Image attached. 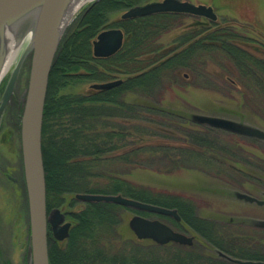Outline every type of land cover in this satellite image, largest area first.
<instances>
[{
  "label": "trees",
  "instance_id": "obj_1",
  "mask_svg": "<svg viewBox=\"0 0 264 264\" xmlns=\"http://www.w3.org/2000/svg\"><path fill=\"white\" fill-rule=\"evenodd\" d=\"M153 1L98 0L77 15L57 48L43 109L41 151L46 210L66 208L72 226L63 242L48 234L49 264H123L112 244L120 239L119 230L123 232L120 216L127 208L89 202L78 211H69L76 194L121 195L175 209L180 217L178 223L173 220L177 227L187 225L226 256L223 260L194 254L186 256V261L179 258L165 264H234L230 259L263 262L260 250L240 251L234 231L220 239L219 230L196 214L188 199L158 194L122 178L137 169L165 174L196 169L203 174L205 168L199 163L216 168L227 161L212 146L210 138L217 129L163 106L165 93L178 85L180 73L208 80L210 90L216 92L220 89L214 82L219 80L237 91L241 105L259 98L264 105V56L249 51L245 46L249 39L228 21L221 24L174 13L127 20L115 17ZM191 17L194 22L186 25ZM181 27L184 31L175 39L161 42ZM108 28L123 31L122 47L108 58H95L92 41ZM113 80L122 83L110 90L90 88L93 83ZM160 137L176 144L149 143ZM153 249L145 255L147 261L134 258L130 264H162Z\"/></svg>",
  "mask_w": 264,
  "mask_h": 264
},
{
  "label": "rangeland",
  "instance_id": "obj_2",
  "mask_svg": "<svg viewBox=\"0 0 264 264\" xmlns=\"http://www.w3.org/2000/svg\"><path fill=\"white\" fill-rule=\"evenodd\" d=\"M189 2L195 5L211 6L217 15V23L222 24L225 20L235 26L234 28L239 34L243 33L249 39L245 44L246 48L255 55L263 57L264 0H190ZM89 4H84L76 15ZM120 16L121 14L115 17L120 19ZM73 20L75 19L69 23L63 36L71 29ZM199 20L203 21L202 18ZM192 22H194L192 17L185 20L186 25H190ZM183 29L181 27L173 30L162 37L161 42L168 44L181 34ZM255 47L259 48L258 52L254 50ZM30 56L29 51L21 65L10 100L0 113V264H30L27 198L22 159L19 152L20 142L16 134L19 130L20 116L26 95ZM14 67L15 65L9 69L0 83V101ZM209 68L214 72V67L210 66ZM218 78L220 77L218 76ZM214 83L217 85L216 89H220L219 92L210 90L208 80L206 82L204 78L195 80L186 73H180L178 85L168 88L165 93L163 106L194 118L223 119L234 123L238 129H258L264 134V105L261 99L253 100V102L246 101L248 102L246 105H243L242 102L241 105V98L237 95L236 90L231 91V88L219 80ZM83 89H87V86H84ZM238 103L240 104L237 105ZM217 130L212 133L213 137L210 139L214 142L212 146L220 150L221 154L227 158V165L222 164L223 167H220L219 164L216 169L211 164L199 163L198 166L205 168L203 174L196 169L181 170L170 174L137 169L128 174L125 173L122 178L158 194L186 198L190 201L196 214L213 224L214 228L212 229L220 230L226 223L227 233H224L227 235L231 234V231L236 233V227H228L227 223L235 224L240 221L241 213L250 214L251 211L241 206L244 203L239 198L248 196L244 193L241 195L240 187L242 185L237 181L239 175L235 170L239 168L250 171L256 167H264V136H248L235 132L229 133L222 129ZM248 137H254L258 141H251ZM156 142L174 145L172 143L174 141L161 137L153 138L149 143L155 145ZM246 160L249 163H245ZM189 165L195 166L196 164ZM228 166L234 169L229 170ZM123 169L125 170V168ZM83 205L84 203L76 200L75 205L69 211H78ZM61 211L67 212L66 208ZM135 214L131 210H122L120 228L123 232L119 230L120 239L117 243H111L112 246L114 245L113 250L122 256L123 264H130L134 258L147 261L148 258L145 255L151 253L153 248V255L158 256L162 264L172 263V261L176 263L179 258H184L186 261L185 257L189 255L186 249H177L175 246V248L160 247L150 241L137 240L128 228V222ZM145 217L161 220L187 236L194 233L187 225L177 227L173 219L168 217L147 213ZM68 221L70 220L68 219ZM137 247H141L142 251L138 252Z\"/></svg>",
  "mask_w": 264,
  "mask_h": 264
},
{
  "label": "water",
  "instance_id": "obj_3",
  "mask_svg": "<svg viewBox=\"0 0 264 264\" xmlns=\"http://www.w3.org/2000/svg\"><path fill=\"white\" fill-rule=\"evenodd\" d=\"M67 0H0V31L4 27H28L31 31L29 46L23 52L12 70L5 86L1 101L0 113L7 105L16 84L21 65L30 51V66L26 96L20 124V145L24 181L27 197L29 222L30 264H49L47 226L52 237L63 241L68 237L70 223L65 222V215L59 209L46 211L45 174L41 151V132L43 109L46 98L48 78L52 63L62 35L54 39L53 30L61 5ZM98 0H94L96 2ZM159 13L188 14L216 21L217 16L210 6L195 5L188 1L161 0L135 6L121 15V19H134ZM23 25V27H21ZM64 33V32H63ZM123 32L120 29L101 31L92 43V53L95 58H107L115 54L122 46ZM1 82V81H0ZM122 83L115 80L95 83L90 87L94 90H110ZM193 119L211 127L220 128L248 136H264L258 129H238L229 121L218 118L198 117ZM240 197V196H239ZM75 199L81 202H106L130 208L137 212H145L158 216L171 217L180 220L176 210L125 198L121 195L77 194ZM128 227L138 240H151L164 245L174 242L189 245L191 238L159 221L140 215H134L128 222ZM234 264H264L230 259Z\"/></svg>",
  "mask_w": 264,
  "mask_h": 264
},
{
  "label": "flooded vegetation",
  "instance_id": "obj_4",
  "mask_svg": "<svg viewBox=\"0 0 264 264\" xmlns=\"http://www.w3.org/2000/svg\"><path fill=\"white\" fill-rule=\"evenodd\" d=\"M254 50L258 52L259 48L255 47ZM264 56V52L262 53ZM21 118V116H20ZM20 128V123H19ZM264 131V130H263ZM227 132V131H226ZM230 133V132H229ZM19 138V130L16 133ZM249 140L257 142L258 139L254 137H248ZM252 145V144H251ZM20 152V151H19ZM227 161H223L222 164L227 165ZM245 163H249L246 160ZM231 169H234L228 166ZM236 169V168H235ZM234 171V170H233ZM236 173L239 175L237 181L240 185L241 195L244 193L248 197L239 198L244 204L241 205L243 208L251 211L250 214L239 215L240 221L234 223H227V225L236 227L235 237L238 239L240 251L243 253L244 250H250L251 252L260 250L264 256V167L254 168V170L246 171L243 169H236ZM65 221H68V215H66ZM71 222V221H69ZM226 224V223H225ZM221 227L219 230L220 239L226 238V226ZM234 224V225H232ZM223 228V229H222ZM48 230L49 227H48ZM194 231V230H193ZM227 233V232H226ZM190 237L191 243L189 245H181L177 243H168L162 247H179L188 250L190 256L194 254H207L208 256L213 255L219 259L225 260L223 252L212 249L209 242L202 239L195 231ZM174 247V248H175ZM223 253V254H222ZM251 261V260H241ZM264 262V261H263Z\"/></svg>",
  "mask_w": 264,
  "mask_h": 264
},
{
  "label": "bare ground",
  "instance_id": "obj_5",
  "mask_svg": "<svg viewBox=\"0 0 264 264\" xmlns=\"http://www.w3.org/2000/svg\"><path fill=\"white\" fill-rule=\"evenodd\" d=\"M94 0H67L58 10L56 23L53 30L54 39L59 38L78 10L86 3ZM19 25V24H18ZM4 27L0 31V81L5 77L9 69L16 65L23 52L29 46L31 31L28 27L16 28Z\"/></svg>",
  "mask_w": 264,
  "mask_h": 264
}]
</instances>
